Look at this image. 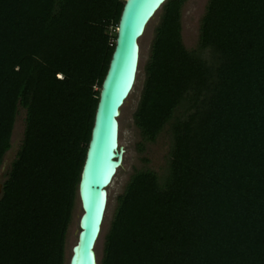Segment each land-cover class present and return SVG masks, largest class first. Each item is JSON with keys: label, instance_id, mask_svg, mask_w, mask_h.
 Here are the masks:
<instances>
[{"label": "trees", "instance_id": "1", "mask_svg": "<svg viewBox=\"0 0 264 264\" xmlns=\"http://www.w3.org/2000/svg\"><path fill=\"white\" fill-rule=\"evenodd\" d=\"M124 0H0V264H63L101 81ZM160 7L132 114L137 151L167 139L161 175L134 170L99 264H264V0ZM146 162L145 158L141 159Z\"/></svg>", "mask_w": 264, "mask_h": 264}, {"label": "water", "instance_id": "2", "mask_svg": "<svg viewBox=\"0 0 264 264\" xmlns=\"http://www.w3.org/2000/svg\"><path fill=\"white\" fill-rule=\"evenodd\" d=\"M165 1H123L76 186L78 215L75 239L69 248L66 264H96L93 247L106 210V188L123 160V149L117 144V118L135 82L138 40Z\"/></svg>", "mask_w": 264, "mask_h": 264}, {"label": "rangeland", "instance_id": "3", "mask_svg": "<svg viewBox=\"0 0 264 264\" xmlns=\"http://www.w3.org/2000/svg\"><path fill=\"white\" fill-rule=\"evenodd\" d=\"M205 4L206 0H184L180 8V37L183 46L188 50L195 47L199 20L203 14ZM159 10L148 22L143 35L138 40L139 59L135 82L130 94L122 105L119 111V116L117 118V144L123 149V160L121 167L116 171L111 183L106 188V210L101 225L100 234L93 247L96 264H99L101 258V236L106 229L107 221L110 217L111 210L114 205V199L122 192L124 184L126 183L130 174L134 170L149 169L156 174L161 175L166 167L167 139L165 135H160L152 144H144L143 152L139 153L136 148V144L139 142L138 131L134 127L132 119V114L136 108L142 84L141 67L148 56L153 29L156 26L159 18ZM22 127L23 111L18 110V114L15 118V122L11 131L10 147L4 154L0 164V184L8 171L9 163L13 159L20 143ZM142 158H145L146 162H143L141 160ZM77 215V198H75L71 213V219L65 233L63 264H66L67 262L69 248L75 239Z\"/></svg>", "mask_w": 264, "mask_h": 264}]
</instances>
